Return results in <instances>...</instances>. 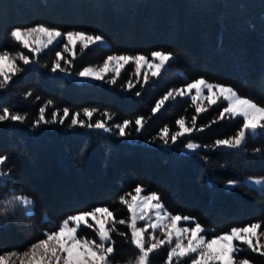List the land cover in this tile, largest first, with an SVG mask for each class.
<instances>
[{
  "label": "trees",
  "instance_id": "trees-1",
  "mask_svg": "<svg viewBox=\"0 0 264 264\" xmlns=\"http://www.w3.org/2000/svg\"><path fill=\"white\" fill-rule=\"evenodd\" d=\"M37 24L105 38L108 45H96L76 57L75 71L99 65L113 54L149 55L162 49L177 58L160 78L144 88L137 84L135 90L141 92L137 97L120 87L135 76L133 65L121 70L115 86L76 82L50 72L59 48L52 46L9 90L0 91V107L28 115L27 124H0V154L10 157L3 170L11 171L0 181V212L14 196L35 202L31 216L16 210L7 219L0 216V255L24 252L68 215L98 206H108L118 218L126 219L127 209L118 198L133 192L137 184L146 189L145 194L160 193L173 214L195 217L209 236L253 222H261L264 229V192L240 182L264 177V155L252 152L264 147V135L249 137L247 152L202 149L198 155L185 154L182 144L164 147L152 140L165 125L175 131L177 119L190 122L197 115L190 97L168 102L156 114L151 111L170 88L200 77L231 85L239 95L264 105V0H0V51L25 52L9 32ZM27 91L33 96L25 100ZM48 100L53 101V111L95 107L101 113H115L116 123L144 116L147 124L140 134L133 131L127 138L60 125L33 130L31 121ZM223 106L225 102L208 107L197 116L198 126L208 125ZM102 118L99 113L94 117ZM241 123L242 119L220 120L194 133L195 142L206 145L234 135ZM229 180L238 181V187L226 189ZM117 228L127 231L126 226ZM82 231L95 238L91 230ZM113 235L118 250L114 264L134 261L130 242ZM167 250L154 255L152 264H165ZM238 258L264 264V257L246 246Z\"/></svg>",
  "mask_w": 264,
  "mask_h": 264
},
{
  "label": "snow or ice",
  "instance_id": "snow-or-ice-1",
  "mask_svg": "<svg viewBox=\"0 0 264 264\" xmlns=\"http://www.w3.org/2000/svg\"><path fill=\"white\" fill-rule=\"evenodd\" d=\"M10 38L24 51H18L15 55L8 50L0 51V91L9 90L17 79L23 76L31 66L37 64V58L52 46L62 44V51L55 52V60L50 66V72L64 75H74L83 80L107 83L115 86L119 83L121 70L127 65L135 66V82L129 78L120 87L135 96H141V92L135 90L137 84L144 88L154 78H160L168 70L176 54L171 51L154 50L150 56L144 54H113L107 56L99 66H86L79 71H73L72 59H67L63 53H70L73 58L77 54L78 46L87 50L99 44H105V38L98 34H90L84 31H63L56 27L37 24L31 27H13L9 32ZM48 67V65H44ZM147 68L150 72H142ZM193 92L195 94H193ZM33 96L32 91L24 93L27 100ZM190 97L196 105L197 115L191 117L190 122L185 117L175 121L177 130L173 131L165 125L153 137L152 143L159 141L161 146L172 147L182 144L181 151L187 150L193 154H199L202 149L229 152H247L249 137L264 135V105L252 98L241 96L231 85L209 82L200 77L181 87L170 88L151 109L153 114L166 108L168 102ZM40 100L39 96L35 97ZM207 107H221L218 117L208 125L197 124V116L207 111ZM52 100H48L38 109L37 117L31 121L33 130L49 125H60L69 129L82 128L95 132H104L116 135L120 138L129 137L134 131L140 134L146 127L147 120L144 116H138L134 120L124 119L121 123L114 122L115 113L110 111L100 112L95 107H85L81 111H71L68 107L62 110H51ZM102 119H94L97 114ZM224 119H242L239 129L234 135L226 138H218L211 144L195 142L194 133L203 132L212 124ZM12 122L27 124V113L14 111L10 107H0V124ZM111 122V123H110ZM253 154L264 155V147H255ZM10 157L0 154V181L7 179L11 171H4ZM205 161L208 160L204 156ZM247 184L253 185L264 192V178L249 177ZM239 182L229 180L225 184L226 189L238 187ZM146 189L137 184L133 192L121 195L120 204L127 209V218H118L108 206H98L90 211L78 212L68 215L55 230L47 231L45 238L32 243L23 253L16 251L0 255V264H114L117 258V247L114 233L130 242L135 251L134 261L129 264H152V257L162 248H166L165 264H252L248 258H238L245 245L253 253L264 257V243L260 238L264 237V229L261 222H253L244 227H233L230 231L219 235H207V230L195 221V217L189 215L173 214L163 203L160 193L151 191L144 194ZM134 193V194H133ZM34 200L28 196H14L7 201V207L0 216L5 219L12 210L22 211L26 216L32 215ZM47 219V218H46ZM51 223V221H48ZM143 222V226H140ZM117 225L126 226L127 231H119ZM88 229L94 233L95 238H89L82 230ZM159 233V234H157Z\"/></svg>",
  "mask_w": 264,
  "mask_h": 264
},
{
  "label": "rangeland",
  "instance_id": "rangeland-1",
  "mask_svg": "<svg viewBox=\"0 0 264 264\" xmlns=\"http://www.w3.org/2000/svg\"><path fill=\"white\" fill-rule=\"evenodd\" d=\"M105 41H106V40H105ZM99 45H101V46H106V45H108V43H107V41H106L105 44H99ZM58 47H59V48H57L56 51H62V47H63L62 44L59 45ZM82 51H84V50L80 49L79 46H78L77 54H76L75 58H73V57L71 56L70 53H63L64 56H65L67 59H72V60H73V63H72V65L70 66L71 69H72L73 71H75V70L73 69V66H74V60L76 59V57H77L78 55H80V54L82 53ZM12 54L15 55L16 53H12ZM25 54H29L28 51H27L26 49H25ZM146 56H150V54H149V55H146ZM101 64H102V63H101ZM101 64H99V65H101ZM99 65H94V66H99ZM133 67H134V70H135V66H134V65H133ZM142 72H149V70H148L147 68H144V69H142ZM52 74H53V73H52ZM134 74H135V76L133 77V79H136V73H135V71H134ZM149 74H150V72H149ZM65 76H67L68 78H70V79H72V80H74V81H76V82L88 81V80H83V79H81V78H79V77H77V76L71 75V74H69V75H65ZM88 82H92V81H88ZM193 94H195V93L193 92ZM225 103H226V102H225ZM194 105H195V104H194ZM204 105L207 107V102H206V101H204ZM195 106H196V105H195ZM207 108H208V107H207ZM103 133H104V132H103ZM181 152H182V151H181ZM183 153H185V154H191V152H189V151H187V150H184ZM248 178H249V177L243 178L240 182L246 184L247 186H250V187L256 188L255 186L246 183V181L248 180ZM252 178H264V177H252ZM256 189H258V188H256ZM144 194H145V193H144ZM140 226H143V222H140ZM205 229H206V228H205ZM206 230H207V229H206ZM207 232H208V230H207ZM157 234H159V233H157ZM207 235H208V234H207ZM208 237L211 238V236H209V235H208ZM260 242H261V243H264L263 237L260 238ZM238 246H240V247L242 248V250L245 248V246H243V245H238ZM246 247H247V246H246ZM17 253H23V252H17ZM13 260H16V264H19V260H18L17 257H14ZM10 264H11V262H10ZM188 264H190V261L188 262Z\"/></svg>",
  "mask_w": 264,
  "mask_h": 264
}]
</instances>
